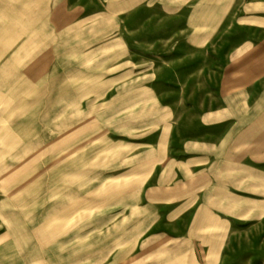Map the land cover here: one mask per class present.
<instances>
[{
	"label": "rangeland",
	"instance_id": "obj_1",
	"mask_svg": "<svg viewBox=\"0 0 264 264\" xmlns=\"http://www.w3.org/2000/svg\"><path fill=\"white\" fill-rule=\"evenodd\" d=\"M262 36L264 0H0V264H264V207L168 161L236 116V53ZM162 192L193 205L149 236ZM200 230L223 251H175Z\"/></svg>",
	"mask_w": 264,
	"mask_h": 264
},
{
	"label": "crops",
	"instance_id": "obj_2",
	"mask_svg": "<svg viewBox=\"0 0 264 264\" xmlns=\"http://www.w3.org/2000/svg\"><path fill=\"white\" fill-rule=\"evenodd\" d=\"M260 39L262 42H253L242 52L236 53V116H212L213 121L203 122L206 127L201 128L200 139L187 136L183 145L176 148L178 155L168 157V161L174 160L177 166L183 167L181 174L186 187H191L194 182L192 187H206L226 193L229 202L235 203L236 200V204L248 205L243 207L247 216L256 215L251 209L264 207V36ZM215 122L219 124L209 125ZM164 193L160 196L150 195L147 201L143 196L140 201L144 205L143 211L137 212L136 216L143 221L144 234L153 235L150 232L160 228L167 210L165 205L182 201L181 198L187 194L177 196L172 201ZM187 199L184 204H188L189 208L193 202L189 201L188 195ZM218 202L216 200L214 203ZM228 217L222 216V221L235 220ZM190 238L192 243L173 245L175 251L202 253L224 249L223 242L210 240L204 230L195 231ZM171 247V244H163L145 250L165 251L172 250Z\"/></svg>",
	"mask_w": 264,
	"mask_h": 264
}]
</instances>
